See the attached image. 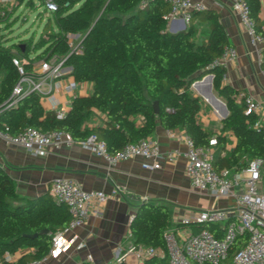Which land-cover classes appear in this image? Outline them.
<instances>
[{"label": "trees", "instance_id": "16d2710c", "mask_svg": "<svg viewBox=\"0 0 264 264\" xmlns=\"http://www.w3.org/2000/svg\"><path fill=\"white\" fill-rule=\"evenodd\" d=\"M53 1L55 9L46 14L39 34L19 40L2 32L3 28L10 30L14 9L0 4V131L14 134L27 126L44 131L61 129L74 140L94 133L113 153L128 142L149 137L158 124L167 130L182 129L195 145H206L214 136L213 166L217 171L240 170L248 159L264 158V123L253 126L258 116L244 113L236 99L239 90L224 83L225 69L216 62L223 47L231 45L216 13L204 9L190 13V18L197 13L209 24L204 38L195 41L190 23L176 32L167 30L169 6L164 0ZM245 1L256 32L264 38L260 0ZM25 4L33 6L32 0ZM69 34H80L77 47L81 53L71 51ZM13 57L22 60L23 75L35 79L39 74L33 71V63L57 58L68 68L66 75L76 82H91L92 89L86 95L74 96L61 118L43 108L37 90H27L11 103L13 88L22 76ZM206 74L212 75L214 92L227 110L219 132L204 128L197 120L201 101L190 85ZM155 101L156 113L152 107ZM94 110L104 119L101 124L86 126ZM136 116L143 118L141 124H136ZM226 131L235 138L229 150ZM68 220L65 204L55 200L51 191L31 199L18 197L12 177L0 166V264L42 258L51 246V235ZM172 224L166 205L142 202L137 206L129 223L132 245L156 250L144 264H174L163 235ZM213 226L189 225L193 232L213 230ZM241 239L245 236L236 240L235 247ZM5 253H18V257L5 260Z\"/></svg>", "mask_w": 264, "mask_h": 264}, {"label": "built area", "instance_id": "2783aa9c", "mask_svg": "<svg viewBox=\"0 0 264 264\" xmlns=\"http://www.w3.org/2000/svg\"><path fill=\"white\" fill-rule=\"evenodd\" d=\"M169 9L165 14L166 25L174 20L181 19L188 22L192 11H201L205 8L200 0H164ZM233 14L247 33L249 45L255 53L256 60L261 63L263 59L264 38L259 35L254 27L245 0H225ZM43 10L47 14L55 9L53 0H43ZM80 34H69L68 41L71 51L81 53L77 47ZM237 52L231 45H225L216 62L225 66L234 60ZM18 72L22 74L14 86L12 95L16 97L27 90L42 92L40 79L30 75H23L22 60L12 58ZM62 61L57 58L40 60L33 71L41 78L57 77L66 73ZM225 76V74H224ZM223 76V79H224ZM77 82L72 78L63 85L66 92L76 89ZM236 99L243 105L245 114H255L258 119L253 126L264 123L263 102L253 94L239 91ZM50 109L55 111L56 117L61 118L65 108H57L50 98ZM0 136L8 142L18 145L32 155L44 153L48 146L70 145L74 142L71 134L65 130H41L34 126H27L17 133L10 134L0 131ZM80 145L96 155L102 157L112 165L118 161L134 157H141V167L147 170L160 168L161 160L174 161L179 155L186 160V174L190 185L201 191H206L214 198L227 197L231 205L224 208L210 207L192 210L187 215L172 220L173 224L164 232V240L170 261L174 264H264V191L259 183L264 171V158L253 157L248 159L246 165L240 169L223 168L217 171L213 166L216 138L212 136L206 145H195L191 138L183 134L185 149L161 150L157 140L150 137L141 138L137 142H128L116 152H108L102 139L94 133L88 134L84 139L78 140ZM55 200L63 202L69 213L66 226L51 235V246L45 256L32 259L24 264H38L47 257H58L74 246L76 249L84 248L83 241H77L75 235L70 238L65 234L82 226L89 214H99L102 205L108 199V194L102 190H86L72 177H57L50 182L49 187ZM192 223L213 224V230L200 228L193 232L189 227ZM240 244L235 247L237 239ZM156 254V250L149 246L132 244L125 250L116 249L113 264H144L147 257ZM131 255L133 262H128ZM86 260L91 261L89 253ZM5 260H10L8 253L4 254Z\"/></svg>", "mask_w": 264, "mask_h": 264}, {"label": "crops", "instance_id": "0c3cea01", "mask_svg": "<svg viewBox=\"0 0 264 264\" xmlns=\"http://www.w3.org/2000/svg\"><path fill=\"white\" fill-rule=\"evenodd\" d=\"M200 1L205 6L204 10L217 14L228 41L237 52L236 58L224 66V83L236 90L253 94L263 102L264 113V66L257 62L247 33L225 0ZM11 2L12 0H0V4L6 7ZM259 21L264 30V0H260ZM188 23L195 30L193 39L201 41L209 24L197 13L192 14L187 23L181 19L174 20L167 25V30L176 32L184 29ZM38 62L33 63L32 69H36ZM37 79L43 81L40 102L44 109H50V98L58 109H67L74 96L86 95L92 89L91 82L83 81L77 82L76 89L72 92H66L63 85L72 79L66 73L46 79L39 75ZM190 88L201 101L197 120L204 128L219 132L222 116L227 112L216 97L220 102L222 99L214 96L216 94L212 87V77L204 75L199 81H193ZM218 105L223 108L222 114H217L218 109L215 107ZM103 119V114L94 110L85 125L101 124ZM135 119L136 124L143 122L140 116ZM183 134L182 129L167 130L157 124L149 137L157 140L163 151H184ZM225 135L226 148L229 150L234 145L235 138L229 131ZM142 161L141 157H134L110 165L102 157L82 147L78 140L70 145L48 146L44 153L32 155L0 136V166L12 177L18 197L31 199L40 196L50 191V182L54 178L66 176L75 179L86 190H102L109 196L99 214H89L82 226L65 234L67 238L75 235L77 241L84 242V248L76 249L72 246L58 257H47L38 264H113L116 249L125 250L133 243L129 223L142 202L166 205L172 220H177L192 210L231 205V200L227 197L214 198L206 191L193 188L186 174V160L181 155L172 162L161 160L160 168L156 170L142 168ZM86 253L91 254V261L86 260ZM9 255L10 260L18 257V253ZM133 260L129 255L127 261Z\"/></svg>", "mask_w": 264, "mask_h": 264}, {"label": "rangeland", "instance_id": "374dc122", "mask_svg": "<svg viewBox=\"0 0 264 264\" xmlns=\"http://www.w3.org/2000/svg\"><path fill=\"white\" fill-rule=\"evenodd\" d=\"M21 0H12L11 3H7V6L14 9L13 21L11 23L10 30L3 28L2 32L9 34L12 40H19L20 37H28L32 33H35L36 36L39 34L41 27L45 21L46 13L43 10V4L40 0H32L33 6H27ZM6 6V5H5ZM41 12L42 16L39 17ZM213 96V95H212ZM216 97V95H214ZM213 96V97H214ZM217 101L221 104L219 99L216 97ZM218 104V103H215ZM218 109L217 114H222L223 108L221 105L215 107ZM216 109V110H217ZM260 189L264 191V171L262 178L259 183Z\"/></svg>", "mask_w": 264, "mask_h": 264}, {"label": "water", "instance_id": "95a60500", "mask_svg": "<svg viewBox=\"0 0 264 264\" xmlns=\"http://www.w3.org/2000/svg\"><path fill=\"white\" fill-rule=\"evenodd\" d=\"M179 30H180V29H178V30H176V31H179ZM174 32H175V31H174ZM206 76L209 77V78L212 77L211 74H206ZM199 80H200V79H196L195 81H199ZM221 104H222V106H223V108H224V111L227 112L226 107H225L223 101H221ZM152 107H153L154 112L156 113V112L158 111V107H157V102H156V101L153 103ZM224 116H225V114L222 116V118H223ZM132 217H133V216H132ZM132 217H131V219H132ZM130 221H131V220H130Z\"/></svg>", "mask_w": 264, "mask_h": 264}]
</instances>
